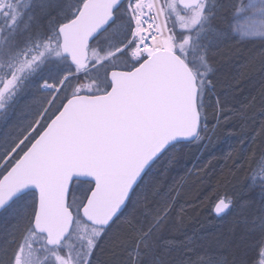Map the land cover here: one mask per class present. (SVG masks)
<instances>
[{
  "label": "snow or ice",
  "instance_id": "1",
  "mask_svg": "<svg viewBox=\"0 0 264 264\" xmlns=\"http://www.w3.org/2000/svg\"><path fill=\"white\" fill-rule=\"evenodd\" d=\"M224 138L219 187L264 160V0H0V264H264V165L187 231Z\"/></svg>",
  "mask_w": 264,
  "mask_h": 264
},
{
  "label": "trees",
  "instance_id": "2",
  "mask_svg": "<svg viewBox=\"0 0 264 264\" xmlns=\"http://www.w3.org/2000/svg\"><path fill=\"white\" fill-rule=\"evenodd\" d=\"M261 46L259 41L237 44L235 40L229 42L227 45V47L233 50L242 47L245 50L251 51H255ZM231 143L232 140L224 138L215 146L210 147L209 152H205L203 159H206L209 153L217 157L213 161L214 166L211 169V174L206 176L203 182L190 181L185 187L183 199L196 205L195 209L190 208L188 210L192 219L187 223V231L189 233L197 231L199 235L207 237L209 241H212L215 235L226 234L229 226L228 218L221 220L215 217V214L211 211L216 198L225 193L233 196L242 193L247 186L249 173L253 170L259 172L261 165H264V160L261 159L260 151L257 149L256 155L250 162H245L244 167L237 172L232 183L219 187L217 181L219 180L223 183L222 170L224 175H227L223 156L226 154ZM187 166H191V161L188 162ZM255 255V252H250L249 260Z\"/></svg>",
  "mask_w": 264,
  "mask_h": 264
}]
</instances>
